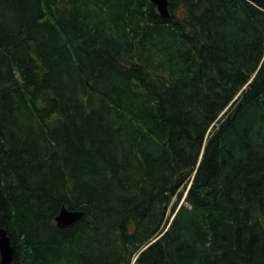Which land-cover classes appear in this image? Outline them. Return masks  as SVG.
Instances as JSON below:
<instances>
[{
    "label": "trees",
    "instance_id": "1",
    "mask_svg": "<svg viewBox=\"0 0 264 264\" xmlns=\"http://www.w3.org/2000/svg\"><path fill=\"white\" fill-rule=\"evenodd\" d=\"M168 1L0 0L12 264H264V0Z\"/></svg>",
    "mask_w": 264,
    "mask_h": 264
},
{
    "label": "water",
    "instance_id": "2",
    "mask_svg": "<svg viewBox=\"0 0 264 264\" xmlns=\"http://www.w3.org/2000/svg\"><path fill=\"white\" fill-rule=\"evenodd\" d=\"M156 5L158 13L163 18L170 16L169 1L168 0H150ZM84 215L82 211H71L63 208L56 218V223L60 228L66 229L71 225L77 223ZM157 239H154V242ZM0 255L1 264H12L14 259V246L10 237L7 235V231L0 227Z\"/></svg>",
    "mask_w": 264,
    "mask_h": 264
}]
</instances>
